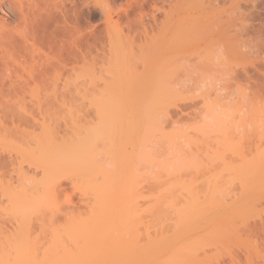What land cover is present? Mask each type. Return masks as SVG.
Returning a JSON list of instances; mask_svg holds the SVG:
<instances>
[{
    "label": "rangeland",
    "instance_id": "1",
    "mask_svg": "<svg viewBox=\"0 0 264 264\" xmlns=\"http://www.w3.org/2000/svg\"><path fill=\"white\" fill-rule=\"evenodd\" d=\"M100 3L103 4L102 2ZM125 3L126 0H115L114 4H111L109 2L110 6L116 8L117 10H120L121 6H125ZM132 4L133 6L128 8L129 20L137 16L138 13V8L134 6L135 4L133 1ZM92 7L93 5L91 6V8ZM78 8H82L81 5L78 6ZM82 10L83 9H81V11ZM83 11L86 12V10ZM145 12L146 17L143 20L147 24L148 28L146 37L144 38L143 36H141L139 39L136 38V41L129 45L123 42L121 44L122 46L118 44L120 40L119 37L124 36L127 32L126 28L123 26L125 24V21H127V18L125 14H123V11L120 10L119 19L116 15L112 16V23H109V26H107L100 13L91 15L89 17L86 16V14H83L79 20V24H81L80 26L83 27L84 24H87L89 29L93 31V35L94 33L95 36H97L98 34L101 35L103 47L100 43L97 42L98 50H92L91 58L87 62H85V64L81 60H79L75 64V74L78 79L76 85V94H74L73 98L67 100L43 99L41 94L45 95L44 92L50 90V92L53 93L52 87L55 84L56 85L53 88L57 89L58 92L65 90V86L63 85L65 77H63L61 80H57L54 85L52 81L50 83V81L48 80L44 82L38 81L37 83L30 82L29 85H26L24 91L20 89L18 92L22 93L21 95H25L24 98L16 96H7L4 98H0V137L6 135V138L12 139L11 141H13V136L16 137L20 134L25 133L23 132L24 128H28L27 130H34L35 128L37 130V126L39 125L36 124L34 118L37 119V121L39 119L41 121L42 116H44L43 120L45 117L49 118H45V120H53L56 124L52 122L51 125L55 124L57 127H60L59 130L64 127L65 122H70L69 114L73 115L75 120L79 119L83 124H87L84 122L88 121V123L93 122L94 125H96V123L98 124L99 122L96 121L98 117V111L100 109L99 113L101 114L103 107H98V109L95 108L96 106H94V101L96 100L97 102L99 99L93 98L100 97L102 91L107 92L105 89L107 85L111 86V88L107 90H111L113 93L122 92V90L123 92H129V94L133 93L132 96L130 95L131 97L127 98L126 102L132 99L131 103L134 102L132 106L136 104V100L140 101L137 102L139 104L142 101L146 103L147 105L145 106L143 105L144 103H141L142 109L140 108V105L137 107L136 104V107L141 109L142 111L144 107H146L144 109L145 111H143L144 115L145 113H147V110L150 115L149 109L151 108V106H153L152 112H154L157 123L152 119L154 117L149 116L146 119L143 116L144 120H138L137 116L139 114V116H142L143 112L141 114L135 111V114H133L134 119H132L130 115H127L129 119L125 118V125L122 123L123 125L121 127H125L127 129L130 126L129 123L127 124V122H129L130 120L132 121L131 124L136 122L135 124H138V128L140 129L141 134L138 132L139 130L137 129V127L135 132H138V136L140 138L139 142L141 144L144 142L141 141V137L144 135L147 136L151 131L150 134L153 133V135L151 136L150 140H145L148 145L144 143L145 149L147 148L146 150L152 152V154L147 153V155L150 154L152 156H156V158L161 161L163 159L170 160V163H172V167L169 166V168L171 167L172 170L173 168L176 169H174L173 171L169 169L170 172L165 171L169 174H164L163 169L159 167V165L158 167H152L151 164V166L149 165V162L148 165L147 163L143 164L141 162L143 164L142 165L136 158L137 155L134 156L135 159L133 157L134 164L137 165L139 170H137V167L136 169H134L133 167L132 168L134 169V172H136V170L140 172V177L136 178L137 180L133 179L130 182L132 186L130 195H127V198L122 201V207L124 208L125 212L128 211L125 215L126 220L128 221L127 223L129 225L127 229L123 230L122 232L128 245H133L134 242L138 241L139 243H141L139 245L143 246L145 243L148 244L147 241L149 238L155 239L159 236L163 237L164 239H167L164 236H169L168 239L170 237L180 239L181 242L175 243L176 241H178L176 239V241L174 242V245H176L172 250L175 251V248L178 247L180 243L181 245H185L187 254L185 253V251L181 252L185 253L187 258L186 256L184 258L172 256L173 251L170 248H172L171 244L173 243V239L171 240L172 243H169L171 247H169L168 245V248L165 245L168 250H164L166 247H161V249L158 250L153 248L152 251H149L150 254L145 252L146 256H144L145 253L142 254V251H140L142 257L136 250V253L138 254L136 255L134 252L133 256H130V253L127 252V254L129 255L128 256L126 254L128 256L127 258L123 253L117 252L118 257L123 256L126 263L122 261V257L121 259H116L114 257L115 260L114 258H110L113 261L111 262L110 260L111 263L109 261H106L107 263L105 264H140L142 260L139 261L138 259L141 258L143 259V262L145 261V264H153L155 261L150 262L148 260V262L146 259L153 258L157 251L160 250L162 252L160 253V255L163 254L162 258L167 257L168 254L166 253L168 251H172L169 255L174 258L171 259V257L169 256V258L167 257V259H169V261H174L175 264H264V230L260 231L261 226H264V183H262L264 179V171L261 172L260 170L263 175L261 173H258L259 178L256 179V173L259 172V170H257V172H253L254 170L252 169L253 171H251V174H254L253 180L251 179V183H248L252 189H248V185L244 186L245 184H242L244 183V181L241 183V179H237L235 176V173L237 175H240V171L242 174L245 171V169H243V162L241 163L242 158L243 160L244 158L245 160H247L248 158H250L249 160H251L254 157V161H252L255 162L256 155H261L262 151H264V88L262 87V83L264 82V0H151L145 5ZM8 14L9 13H7L6 10L0 9V16L4 19L8 18L9 21L10 14ZM152 15L154 16V19ZM116 19H118L119 23L121 24L119 25V27H121V31L119 30V27L113 23L116 21ZM149 25H151V27H148ZM91 41H93V39H91ZM11 53L13 52L11 51ZM32 54L34 53L32 52ZM102 58H104V60H102ZM28 65L29 67H31L30 64ZM28 65H25V67ZM143 65H145L147 72H149V74H152L150 78L153 79H151L150 85L147 86V84H145L146 87L150 89V87L152 86L151 90H154V93L156 92L158 94L157 91H159L162 86H165L164 88L162 87V91H166L168 85L169 87H172V89L173 86H175L176 89H178L179 92H181V94H183L187 98L184 99L182 97L183 99H181V97H177L174 99L173 96V99L171 97L168 98L166 96L169 94H167V90L165 93V96L167 98L161 97V99H156L158 97L157 94L156 96H154V93H151V96L148 95L149 89L147 88L148 90H146L143 80H145L146 83L149 78L147 79V77H145L142 80V83L140 81L139 82L143 84V86H141L144 87V92L145 90L146 92H148L146 93V96H148V98L145 97L143 99L142 97L135 99V97H133L135 93L136 95H139L141 92L143 93L142 87L137 81H134V83L137 82V84L135 83L136 85L133 83L132 85L128 83L130 86H127V89H123V84H125L126 81L123 79L126 76L128 77L129 72L132 73L133 71L137 72L141 70L139 72L144 73L145 71L143 72L142 69L144 68ZM151 69L153 73H150V71H148ZM186 70L190 71L188 72L189 81H186V85H182L183 89H180V81L178 82V85H176L175 83L178 81V79H180V76H187ZM116 71H119L118 73H123L125 75H123L124 77L122 76V74V77L119 75L120 78L123 79L118 80V82L115 83L116 78L114 79L113 75ZM135 72H133V74ZM131 77L132 76H130V78ZM198 79H200V83H198ZM132 80L135 79L133 78ZM149 82L150 79L147 83L149 84ZM182 83L183 82H181V84ZM138 89L140 91L139 93H137ZM0 90L4 91L5 94L7 88L0 85ZM173 90H171V92ZM57 91L56 93H58ZM32 94H40V97L42 98L32 96ZM170 94L173 95L174 91L173 94ZM205 94H207L206 97L204 96L205 98H202V95ZM216 94H219V96L221 95V98L228 97V100H225V105L222 104L223 108H220L219 105V107H216L214 104H212V98ZM143 95H145V93H143ZM162 95H164V93ZM152 96L156 98L154 99V97ZM193 96H196L197 98H195L193 101H189V98ZM122 102H125V100L123 99ZM221 102L219 103L221 104ZM127 106L126 104H124V107L127 108ZM209 107H211L212 109ZM135 108L131 107L132 112L130 111L129 113H133ZM139 109L138 112H141V110L139 111ZM23 111V114H25V116L28 118V121L26 120V122L21 117L19 120V115L21 116ZM16 112H18V117L16 116ZM211 112H216L214 114L215 116ZM209 113L211 114V116ZM217 113H219L220 115H217ZM216 116H219L220 119ZM211 117L213 118V120H210ZM141 119L143 118L141 117ZM208 119L209 123H211V125L213 124V132L210 131L212 126H209ZM75 120H73V122ZM145 120L148 123L150 122V120H153L156 125L158 124L160 126L161 130H159L161 132L157 130L158 128L155 129V126V128L152 129L153 124L152 128L150 129L149 125L151 123H144ZM81 122L79 124H81ZM216 122H218L217 125H221V127L225 131L220 126H215ZM219 122H221L222 124H219ZM116 123H114V129L113 127H110V131L114 134L118 132L115 129V126L117 125ZM70 124L68 126H70ZM141 124H143L144 126H141ZM132 125L131 127L133 129L135 126ZM68 126L65 125V127L67 128ZM91 126H93V124ZM147 127L150 131L149 133L145 134L148 130ZM125 128H122V130L124 129L123 132L126 131ZM214 128L216 130V133ZM219 128L221 129V131L219 130ZM142 129H144L145 131H141ZM127 131L130 132L129 129ZM157 131L158 133H156ZM135 134L136 133H134V135ZM120 135H123V133H119V136ZM117 138L119 139L118 136H116V139ZM225 140L227 141L226 143L229 142V145L225 143ZM132 141H137V137H134V139L130 140L131 143ZM104 142L106 141H102L101 143ZM126 142L123 144L124 148L125 146H127L126 149L128 152L126 151L125 154L129 153V151L134 147H136L137 150L138 148H140V150L141 148H144V146H140L141 144L138 145L137 142L134 143L135 145L131 144L134 145V147H130L131 145L128 146ZM100 145L104 146L103 144ZM106 146H109V144ZM112 147L115 148L114 146ZM108 149H110V151H106L108 152V158H110L109 153L111 152L112 148L109 146ZM11 150L10 152H8L6 148L4 149L2 146H0V164L6 165L3 163L5 161L6 163H9V158H12L13 155H15L13 154L15 152L12 150L13 153H11ZM116 150H112L113 155L118 154ZM100 151L102 150L100 149ZM10 154L12 155L9 157ZM101 154L99 153L97 155H99L100 158L102 157V161L104 160V164L107 165L106 163H109L108 158H106L105 153L102 155ZM263 155L264 153H262L261 157ZM144 157L145 156H143V158ZM153 158L155 160V157ZM126 159L127 158H125V160ZM123 160L121 162V165L124 168L125 165L123 166ZM252 161L250 163V166L254 167L255 165L254 163H252ZM179 162H182L183 166L182 164H180L181 167L180 165L178 166ZM12 163L15 164V162L11 161V164L9 163L10 165L8 164L6 166L2 165L3 167L1 166L0 179H2L3 181L6 179L9 180L10 175L14 179V181L12 180L11 184H14L15 173L13 172L14 170L12 171L13 173L10 171ZM245 163L246 161H244V164ZM112 165L113 167L115 166L113 163ZM238 165H240V167H238ZM129 166L131 167V165ZM229 166L231 168H233L232 166H237L235 167V169L233 168V172L235 173H232L228 170H232L231 168H229ZM263 166L264 165H262V169ZM227 167L228 169H226ZM258 169H260V167ZM126 170L127 169H125L124 171ZM128 171H131L129 173V175L131 176V173L133 172L132 169L127 170V172ZM245 172H247V170ZM11 173L14 176L11 175ZM125 175H121V177ZM153 175L158 178L156 179L154 177V179L152 177ZM132 177L133 175L131 176V178ZM247 177H249V175ZM131 178L129 177V179ZM259 179L261 181V184H259L260 181L257 182V180ZM254 181L257 184H254ZM70 182L69 180H62L61 182V190L59 189L60 194L58 193L59 197H57L58 199L56 198L58 200H56L57 203H59L60 205L58 204L59 211L55 214V216L57 215L56 217L54 216L55 218H52L49 215H47L44 219H40L41 217L39 216L37 218L35 216L33 218H27V215V217H22L17 214V216H14L10 214L12 212H9V214H7V211L5 212V214L0 211V260H2V262L0 261V264H54L55 260H53L52 262H47L45 260V257L43 259L41 258V256L44 255L43 251H49V255L52 256L55 250V248L52 247L54 244H56L57 246V243H55V238V242L53 243V238L51 236L53 233H51V229H53L57 222H59V219L60 222L64 220V217H61L64 216V213L68 211L72 212L71 210H74L76 212L78 210L81 211L85 207L84 202L81 200L82 195H79L80 191L73 190L71 188L72 183ZM245 183L247 184V182ZM212 188L216 189L215 191H213L216 195L214 197L213 192L211 193L210 191L212 190ZM187 189H189V191H187ZM192 190H194V192H197L196 195L200 196V199L198 198V196L196 198V195L192 196L190 194V196H192L191 198L187 195L190 192L192 193ZM167 191L170 194L167 193ZM194 192L192 194H194ZM207 192H210L212 194L210 196H212L214 199H217L218 202H221V204L217 207L216 205L212 207L215 201H212V204L210 199L208 200L207 198L206 199L209 202L206 203L207 200H205V196L207 195L206 197H208V194H210H207ZM204 194L206 195L204 196ZM123 195L125 194L123 193ZM68 198H71V200H68ZM0 200L4 205V199ZM193 200H196V203H198V205L196 206L198 207L203 204L201 205L202 208L200 207V211L198 208V210L194 209L196 210L195 213L201 212L203 215H198L196 213L195 217V213L192 214V211V219H194L195 222L193 220V225H187L188 223L186 225L184 224V226L186 227H192L191 229L189 228L186 231L182 232L181 228L179 229V226L178 228L176 227L175 222H177L176 220L178 219L176 215L178 214H176L175 212H177L176 210L178 208V211L182 209V207L185 208L186 205L183 204H187L188 201L189 203L193 202ZM199 201L201 202L199 203ZM168 203H173L174 205L171 204L170 208V204L168 205ZM206 204H209V206L210 204H212V206H210V208L206 206V208L204 206ZM7 206L8 205L6 203V205L3 207L7 209ZM176 207L178 208L175 209ZM172 208H174L175 210ZM202 209L205 210V212ZM57 217L61 218L55 220ZM105 219L103 222H105ZM180 219H178L179 221L177 225H180ZM111 221L109 222L108 220L109 223H111ZM109 223L107 224V222H105L106 225L104 226H107L108 230L113 229L111 224V228L109 227ZM190 223L192 222L190 221ZM119 226L120 225H116L117 229ZM134 226L136 229L134 228ZM185 229L186 228H183V230ZM93 231L94 230H92L91 233H93ZM99 232L101 231H96L94 236H96V234ZM103 232L104 231L99 234H102L104 236L105 234H103ZM107 232L109 233V231ZM161 232L165 235H163ZM107 240L104 241L106 242ZM117 242H119V239L117 240ZM138 242L135 243V246ZM104 243L102 242L100 244L103 245ZM120 244L122 245V243ZM95 245L97 249L99 245ZM107 248L108 247L100 246L98 250H108ZM115 248L116 246L114 247V250ZM121 248L123 247L121 246ZM52 249L53 253L50 254V251H52ZM84 249L82 252L83 254L85 252ZM96 249L93 250V248L91 247V250L93 251H91L90 248L87 250H90L88 252L91 253L90 255H92V252L96 251ZM181 249L182 248H180V250ZM98 250L96 252L100 254ZM109 250H111L110 247ZM162 250H164V253ZM177 251H175L176 255ZM102 252L103 251H101L103 258L105 254ZM152 252L155 253L153 256L151 255ZM97 253L95 254L97 255ZM87 254L88 253H86L85 255ZM147 254L149 255V257H147ZM34 255H36L38 258H34ZM55 255L53 254V256ZM85 255L83 257L86 259L84 260V258H81V260H79V262L81 261L80 264H84V261L85 263L91 264V262L97 260L94 256L93 260V257L92 259L87 257L89 254L86 257ZM135 255L138 257H136L135 261L133 262ZM150 255L152 257H150ZM32 256L34 260L32 259ZM143 256L147 258L144 259ZM189 256L190 258H188ZM2 257L4 259H9L4 261ZM98 257L99 256H97V258ZM87 258L89 259V262L87 261ZM157 258L159 260H163L162 258H159V256H157ZM157 258L155 257L154 259L156 260ZM90 259L92 260L91 262ZM130 259L132 260V262ZM136 260L139 262L136 263ZM96 262L97 261H95V264ZM166 262L168 261H165V263ZM97 264L99 263L97 262Z\"/></svg>",
    "mask_w": 264,
    "mask_h": 264
},
{
    "label": "bare ground",
    "instance_id": "2",
    "mask_svg": "<svg viewBox=\"0 0 264 264\" xmlns=\"http://www.w3.org/2000/svg\"><path fill=\"white\" fill-rule=\"evenodd\" d=\"M132 1L135 4L134 6H136L138 8V13H137V16H135L133 19L129 20L128 8L133 6ZM150 1L151 0H126V3H125L126 5L120 7V10L123 11V14H125V16L127 18V21H125V24L123 25L126 28L127 32L124 36L119 37L120 40H119L118 44L120 46H122L121 44L123 42L127 43L129 45L131 43H134L136 41V38L139 39L141 36H143L144 38L146 37L147 32H148V28H147V24L144 22L143 19L146 17L145 5ZM100 2H102L103 4H101ZM109 2L111 4H114L115 0H0V9L1 10L4 9L7 11V13L10 14V16H9L10 20L9 21H8V18L4 19L3 17L0 16V85L7 88L5 94H4V91L0 90V98H4L7 96H9V97L10 96H16V97L24 98L25 95H21L22 93H18V92L20 89L24 91L26 85H29L30 82L37 83L38 81L44 82V81L48 80V81H50V83L52 81V83L54 85V83L57 82V80H61L63 77H65L64 81H63V85L65 86L64 91L58 92L57 89H54L53 87H55V85H56L55 84L52 87L53 93H51L50 92L51 90H50V91L44 92L45 95L41 94V96L43 97V99L45 98V99H49V100L50 99L51 100H67V99L73 98L74 94H76V91H77L76 85H77V80H78L77 76L75 74L76 73L75 64L79 60H81L85 64V62H87L91 58L92 50L93 49L98 50L97 42L100 43L101 46L103 45L102 38H101L102 36L99 34L97 36H95V33L93 35V33H92L93 31H91L89 29L87 24L86 25L84 24L83 27H81L80 26L81 24H79V20L83 14H86V16L89 17L91 15H96L97 13H100L101 16L103 17L105 23L107 24V26H109V23L110 24L112 23V16L113 15L118 16V19L120 17L119 16L120 10H117L116 8L111 7ZM80 5L82 8L79 9L78 6H80ZM90 5L91 6L93 5V7L91 8ZM81 9L86 10V12L83 10L81 11ZM152 17L154 19L153 15H152ZM118 19H116L117 22L115 21L113 23L119 27V25H121V24L119 23ZM148 27H151V25H149ZM119 30L121 31V27H119ZM91 39H93V41H91ZM120 46H119V48H120ZM101 49H103V48H101ZM11 51L13 53H11ZM32 52L34 54H32ZM32 55H33V57H32ZM30 57H31V59H30ZM102 60H104V58H102ZM27 63L30 64L31 67H29V65ZM25 65H28V66H26L27 69H26ZM143 66H144V68H142V69H143V72L145 71L144 73L139 72L141 70H139L137 72L133 71L136 74L135 73L133 74V72L132 73L129 72V74H128L129 79L127 76H126L127 79H126V77L124 79L120 78L121 74H122V76L125 74L118 73L119 71L114 72V75H113L114 79L116 78L115 83L118 82V80H122V79L126 80L125 84H123V87H122L123 89L124 88L127 89V86H130L129 84H131V85H132V83L137 84V82L140 84V86L141 85L143 86V84H141L142 80L145 77H147V79L148 78L150 79V82H149V84L147 83L149 81V79L147 80L146 83H145V80H143L144 85L145 84H147V86L150 85L151 79H152V78H150V76L152 74H149V72H147L145 65H143ZM148 71H150V73H153L152 69L148 70ZM186 72H187L186 73L187 76H185V77H187V78L182 77L183 76L182 75L179 77L180 79H178V81L175 83L176 85H178V82L180 81V83H179V85H181L180 86L181 88L179 87L180 89H183L182 87L184 85H186V83L189 81V75H188L189 73L188 72H190V71L186 70ZM84 75H85V72H84ZM86 75H87V72H86ZM130 76H132L135 80H132L133 78L132 77L130 78ZM136 79H138V80H136ZM201 80H203V79H201ZM134 81H137V82L134 83ZM181 82H183V83L181 84ZM200 82H201L200 79H198V83H200ZM145 87H146V85H145ZM151 87H150V89L148 87H146V90L149 89V93L146 92V90L144 92V87H142L143 93H145V95H143V93L141 92L139 95L138 94L136 95V93H135V95L133 97H135V99L136 98H142V97H143V99L145 97L148 98V96H146V93H148V95H150V96L152 95L151 93H154V90H151ZM162 87L164 88L165 86H162ZM162 87L159 91H157L158 94L156 92L154 93V96H156V94L158 95L157 98L152 96V97H154V99L155 98L161 99V97L162 98H167V97L170 98L171 97L172 99H173V97H174V99L177 97H179V98L181 97V99L187 98L186 96L181 94V92H179V90L176 89L175 86H173V89L175 88L173 90L172 87H169V85H168V88L166 86L167 89L165 88L166 91L168 90L167 94L168 93L173 94V91H174V94L173 95L168 94V95H166L167 96L166 97L165 96L166 91H164V90L162 91ZM262 87L264 88V82L262 83ZM110 88H111V86L107 85L105 88L107 92H104V91L101 92L100 91L101 96L97 97V98H93V99H99L100 100V101L98 100L99 102L98 101L96 102V100L95 101L93 100L94 106H96L95 108L98 109V107H103L101 114L99 113L100 109L98 111V114H100V115L97 114L98 117H97L96 121H99V122H98V124L96 123V125H94L93 122L88 123V121L84 122L87 124H83L79 119L75 120L73 115L69 114L70 122L68 121V123L69 124L72 123V124H70V126H68L69 124L67 122H65L64 127L62 128L64 130H62V129L59 130L60 127H57L55 125L56 123L53 120L52 121L49 120L50 121L49 122L48 120H45V118H46L45 117L44 120L48 121V122H45L43 120L44 116H42L41 121H40V119L37 121V119L34 118L36 124L39 125V126H37L38 127L37 130L35 128H34V130H31V129L27 130L28 128L27 129L24 128L23 132H25V133L20 134L16 137L13 136V141H11L12 139L6 138L5 137L6 135H4L3 137H0V146H2L4 149L6 148V150L8 152H10L11 149L15 152V153H13V151L11 150V153H13L15 155H13L12 158L10 157L12 154L9 155V157H10L8 160L9 163L11 164V161H12V162H15V164H16L15 165L12 163L11 169L9 168L11 172L14 170L13 172L15 173L14 174L15 176L12 174L13 172L11 173V175H13L15 178L14 184H11L12 180L14 181V179L10 175H9V177H10L9 180H11V181L6 179L8 181L4 180V181H6V182H4L2 179H0V199H4L3 201L5 203L3 205L2 204L3 202L0 200V207L5 206L6 203L8 205L7 209L5 207H3V209H5V210H3L2 207L0 208V211H2V213H5L8 211L7 214H9V212H12L10 214H12L14 216L16 214L19 216H22V217L28 216L27 218H29V217L33 218L34 216L37 218L39 216V217H41L40 219H44L47 215H49L50 217L53 218L55 216V214L59 211V207H58L59 203H57V201H58L57 197H59L58 193L60 194L59 191L61 190L60 187L62 184L61 183L62 180L63 181L69 180V182L71 181L70 182V183H72L71 188L73 190L80 191L79 195L80 196L82 195L81 200L84 202L85 207L81 211L78 210L76 212L74 210H71L72 212L68 211V212L64 213V216H61V217H64V220L61 222L59 219L61 217H59V218L57 217L55 219V220L59 219L60 223L57 222V224L53 227V229H51V231H52L51 233H53L51 236L53 238L52 239L53 243L56 241L55 243H57L58 247L56 246V244H54L52 247V248H55L54 253H53V249H52V251H50V254L53 253L55 255V253H56L55 256H53V254H52V256L49 255V251L48 252L43 251L44 255L41 256V258L43 259L45 257V260L47 262H50V261L52 262L53 260H55L54 264H77L79 262V260H81V258H84L83 256L86 253H88L89 255L91 254L88 252L91 250V247L93 248V250L96 249L95 244L99 245L97 247L96 251L98 250V248H100V246L101 247H104V246L108 247L107 248L108 250H105V249L100 250L99 249L98 251L100 254H98L96 251H94L95 253H97V255L94 252H92V255H90L91 257L88 254H87L88 256L85 255V257L87 256L88 258L92 259V257L94 256V257H96L95 259H97L95 261H97L99 264H105V263H107L106 261L110 262V260L114 257L116 259H119V258L121 259V257H122L123 258L122 261H124V257L123 256L118 257L117 252L123 253L124 256H126V258H127L129 255L133 256L134 252L137 255L138 253H136V250L139 252V255L141 256L145 252L150 254L149 251H152L153 248L158 250V249H161V247H166V246L168 247V245H169V247H171V245H172V248H170L172 250L173 247H175V245H176V244L174 245V242L176 241L177 238L170 237L168 239L169 236L168 237L164 236L167 239H164L163 237H160V236L156 237L155 239L149 238L147 241L148 244L145 243L147 246L144 244L143 246L141 245L142 247L139 245L141 243H139L138 241H136V242H138L136 246H135L136 242H134L133 245L132 244L128 245L126 243V239H125V236L123 235L122 231L126 230L127 227L129 226L127 223L128 221L126 220V215H125L128 211L126 210L127 212H125L124 208L122 207L123 206L122 201H124V199L127 198V195H130L131 188H132L130 182L133 179L137 180L136 178L140 177V175H139L140 172L137 171V170H139V168L137 167L136 164H134V161H133L135 159L134 156L137 155L136 158L140 161L139 163H141V162L143 164L147 163V165H148V162H149V165L151 164L152 167H154V166L158 167V165H159V167H161L164 171V172L163 171H161V172H163L164 174H169L165 171L170 172L169 169L172 170V168H171L172 163H170L171 161L167 160V159H163L161 161V160L157 159L156 156H152L150 154L147 155V153L152 154V152L146 150L147 148L145 149V146H144L145 145L144 143H146L145 140L146 141L150 140L151 136L153 135V133L150 134L151 131L149 130V128L151 129L152 124H153L152 129H154L156 127L155 129L158 128L157 129L158 131L161 130L160 126L158 124L156 125L157 121L155 119L154 112H152L153 106H151V108H150L151 111L149 109L150 115L148 113V110L146 109L147 113H145V115L146 114L147 115L145 116L143 111H145L144 109L146 107H144V106L147 105L146 103H144L143 101L141 102V103H144L143 104L144 109L142 111L141 110L142 104L137 103L140 101L136 100L137 102H135V103L137 104V107L140 105L141 109L137 108L136 104L132 106V104L134 103V102L131 103L132 99L128 100L129 102L128 101L126 102L127 98L131 97L133 95V93L129 94V92H127V91L123 92V90H122V92H118V93L114 92L113 93L111 90H109V91L107 90ZM122 88H120V89H122ZM55 90L58 93H56ZM171 90H173V91L171 92ZM139 92L140 91L138 89L137 93H139ZM161 92H162V94L164 93V95H162ZM48 93H50V94H48ZM206 95L207 94L202 95V98H205ZM32 96L40 97V94H38V95L32 94ZM216 96H217V98H216ZM220 96H219V94H216L214 96L215 98L213 97L212 98L213 101H211V102L216 107L219 105L220 108H223L222 104L225 105V103H226L225 100L226 99L228 100V97L221 98ZM42 97H40V98H42ZM207 97H209V96H207ZM195 98H197V97L193 96V97L189 98V101H193ZM123 99L125 100V102H122ZM214 101H216V102H214ZM221 101H223V102H221ZM219 102H221V104ZM127 103H129L131 106ZM124 104H126V106L128 105L127 108L124 107ZM134 106L137 108V110ZM131 107L135 108V110L133 109L134 110L133 113H129L132 110ZM149 107H150V105H149ZM209 108H211V107H209ZM97 109H96V111H97ZM138 109H139V111L141 110V112H138ZM135 111L137 113H141V114L143 112L142 116H139L140 114L137 116L138 120H144V117L146 119L149 116V117H154L152 119L156 122L155 123L153 120H150V122L148 123L145 120L144 123H147V124L151 123L149 125V128L147 127L148 132L146 131L145 134L149 133V131H150V133L148 134L149 136L148 135L142 136L143 134L141 135L142 137L140 136L141 141L142 142L144 141L142 144L139 142L140 138L138 136V132L140 133V129L138 128V124H135L136 122L132 123L134 125L131 124V122H132L131 120L129 122H127V124L129 123V125H130L127 129L125 127H121L123 124L125 125L124 121H126V119H129L127 115H130L132 117V119H134L133 114H135L134 113ZM17 113L18 112H16V116L18 117ZM23 113H24V111L22 112L23 116L19 115V120L21 117L26 122V120L28 121V118ZM125 113H127V114H125ZM211 113L214 115L216 112L215 113L211 112ZM263 113H264V109H263ZM218 114L219 113H217V115ZM122 115L124 116V118ZM210 116H211V114H210ZM141 117L143 119H141ZM212 117L210 118V120L211 119L213 120ZM216 117L219 118V116H216ZM71 118H72V122H71ZM98 118H99V120H98ZM46 119H49V118H46ZM219 119H218V121H219ZM73 120H75V121L73 122ZM77 120H79L81 122V124H79L80 122ZM52 122H54L55 124L51 125ZM114 123L117 124L115 126V129L118 131L116 134H114L113 132L110 131V127H113V129H114ZM154 123H155V125H154ZM208 123H209V119H208ZM217 123L218 122H216L215 126L221 127V125H217ZM92 124H93V126H91ZM219 124H222V123L219 122ZM65 125L68 126V128L65 127ZM131 125L135 126V127L132 129ZM206 125H207V123H206ZM212 125H211V123H209V126H212ZM117 126H118V128H117ZM141 126H144V125L141 124ZM33 127H34V125H33ZM136 127L139 130L138 132L137 131L135 132ZM122 128H125L126 131L123 132L124 129L122 130ZM212 128H213V126L211 127L210 131H212ZM128 129L130 130V132L127 131ZM144 129H142L141 131H143ZM209 129H210V127H209ZM116 130H113V131H116ZM214 130H215V128H214ZM219 130L221 131L220 128H219ZM158 131L156 133H158ZM203 131H206V130H203ZM119 133L120 134L123 133V135L119 136ZM134 133H136L135 134L136 136L134 135ZM215 133H216V130H215ZM127 134H128V136H127ZM115 135L118 136L119 139L118 138L116 139ZM132 135H134V136H132ZM10 136H11V134H10ZM127 137H128V139H127ZM134 137H137V141H135V142L132 141V143H131L130 140L134 139ZM100 141L101 142L106 141V142L101 143ZM125 142H126V144H128V146L137 142L138 145L141 144L140 146H142V147L144 146V148H141V150H140V148H138V150H137L136 147H134V145H135L134 144V145H131L130 147L133 146L138 152L133 148L132 150L129 151V153L125 154V152L127 151V149H126L127 146H125V148L123 147L124 146L123 144ZM128 142H130V143H128ZM226 142L227 141L225 140V143ZM100 144H103L104 146H101ZM108 144L112 148V150L113 149L116 150L119 148L118 150H116L118 152V154L113 155V152L111 150V152L109 153V156L111 159L108 158V152L106 151V150L110 151V149H108L109 146H106ZM137 144H136V146H137ZM226 144L229 145V142ZM146 145H148V144L146 143ZM7 146L8 147L11 146V147H9L10 149ZM112 146H114L115 148H113ZM116 146H117V148H116ZM100 149L102 151H100ZM103 149H104V151H103ZM119 150L122 153L124 158L122 157ZM144 150H145V152H144ZM99 153L100 154L105 153L106 158H108V160H109V163H106L107 165L104 164V162H105L104 160L102 161V157L100 158V156L97 155ZM262 153H264V151H262ZM262 153H261V155H262ZM142 155L145 157L143 158ZM258 155H256L255 162H253L254 157L251 160H249L250 158H248V159L246 158L247 160H245V158L243 160V158H242L241 163L243 162V169H245V171L247 170V172L244 171L243 174L241 173V171H240V175H237L235 172H233V168L235 169V167H237V166H232L233 168H231L229 166V168H231L232 170L228 169V167L226 168L229 171H231L232 173H235L236 178L241 179V183L244 181V183H242V184L243 185L245 184L244 186L248 185L247 186L248 189L251 188V186H249L248 183H251V181L253 180V176H254V174L253 175L251 174L252 173L251 171L254 170L253 172H257V170H259V172L256 173V179L259 178L258 173H261L262 171H264V166L262 169V165H264L263 164L264 155L262 157L260 154H258ZM119 156H121V157H119ZM133 157H134V159H133ZM153 157H155V160ZM125 158H127V159L125 160ZM260 158H262V159H260ZM131 159H132V161H131ZM110 160L115 165L114 167H113L112 163L110 162ZM122 160H123V166L124 165L126 166L128 164L126 167L124 166V168L121 165ZM248 160H249V162H248ZM4 161H5V159H4ZM150 161H151V163H150ZM153 161H154V163H153ZM244 161H246L245 164H244ZM251 161H252V163H254V165H255L254 167L250 166ZM3 163L6 165L9 164L8 162L6 163V161ZM152 163L155 165H153ZM180 164H182V166H183L182 162H179L178 166ZM2 165L3 164H0V168ZM6 165H3V166H6ZM129 165H131V167ZM169 166H171V167L169 168ZM128 167H130V168H128ZM132 167L134 169H136V167L138 168L136 170V172H134V169ZM180 167H181V165H180ZM238 167H240V165H238ZM241 167H242V165H241ZM259 167H260V169H258ZM123 169L124 170L125 169H127V170L132 169L133 172L131 173V176L133 175V177L131 178V176L129 175V173L131 171L127 172V170L124 171ZM174 169H176V168H173V170ZM260 170H261V172H260ZM245 174H246V176H245ZM247 174L249 175V177H247L248 176ZM121 175H125L126 179H125V176H122L123 177V179H122ZM251 176H252V178H251ZM129 177L131 179H129ZM152 177L154 178L155 176L153 175ZM254 179H255V177H254ZM260 179L257 180V182L260 181ZM128 180H130V181H128ZM255 181H254V184L256 183ZM245 182H247V184ZM262 183H264V179H263ZM259 184H261V181ZM210 189H208V190H210ZM248 189H246V190H248ZM215 190H216L215 188H212V190H210V191L212 193ZM168 191H167V193H169ZM187 191H189V189H187ZM190 191H191V189H190ZM193 192H194V190H192V193ZM123 193L125 195H123ZM192 193L190 192L187 195L191 198L193 195L195 196L197 194V192H194V194H192ZM208 193H210V192H207V194ZM211 193L208 194V197H206L207 195L204 194V196L206 195L205 200L210 199L212 204H213L212 201H215L213 206H212V204H210V206L214 207L216 205V207H217L218 205L221 204V202H218L217 199L213 198L214 196H216L215 192H213V197L210 196V195H212ZM190 194L192 196H190ZM197 196L198 195H196L195 197L197 198ZM199 197L200 196H198V198ZM68 200H71V198L70 199L68 198ZM208 200L206 201V203L209 202ZM194 201H195V203H194ZM200 202L201 201H199V203ZM169 204H170V208H171V204L174 205L173 203H168V205ZM183 205H186V207L185 208L182 207V209H180L179 211H178V209H179L178 207L175 208V209L178 208L176 210L178 213L174 211L176 214H178V215H176V217L178 219L181 218L180 223H179L181 225V227H180V225H177L178 221H179L178 219L176 220L177 222H175V224H176L177 228H178V226H179V229L181 228L182 232L186 231L189 228L191 229L192 226L186 227V226H184V224L186 225L188 223L187 225H189V224L193 225L195 220L192 219L191 213L193 211L192 214H194L196 211L194 209H197V208L200 211V207L202 208L201 205H203V204H201L200 207H198V206H196V205H198V203H196V200H193V202L189 203V201H188L187 204L185 203ZM204 206L205 207L207 206L210 208L209 204L208 205L206 204ZM61 209H62V207H61ZM172 209H174V208H172ZM203 211L205 212V210H203ZM196 213H195V217H196ZM113 214H114V216H113ZM197 214L203 215L201 212H198ZM111 216H112L113 220H112ZM116 217H117V219H116ZM190 217H191V219H190ZM104 219H105V222H107V224L112 220L114 225L116 224V225H120V226L117 229L116 225L114 227V225L111 221V223H109V225L111 224L113 229L108 230V227L104 226V225H106L105 222H103ZM107 219L109 220V222ZM193 220H194V222H193ZM190 221L192 223H190ZM111 225L109 226L110 228H111ZM260 225H263V224H260ZM134 228H135V226H134ZM183 228H186V229L183 230ZM102 229H104V230H102ZM120 229H121V231H120ZM92 230L95 231V232L93 231L94 234L91 233ZM98 230H100L101 232L104 231L103 234H105V235L104 236L102 234L100 235L99 233H101V232H99L96 234V236H94L96 231L98 232ZM105 230H106V233H105ZM111 230H112V232H111ZM118 230H119V232H118ZM262 230H264V226H261L260 231H262ZM107 231H109V233ZM113 233H114V235H113ZM92 234H93V237H92ZM162 234L165 235L164 233H162ZM112 236H113V238H112ZM118 239H119V242H117ZM104 240H107L108 243H107V241L105 242ZM171 240H173V243L171 242ZM177 240L178 241H176L175 243L181 242L180 239H177ZM102 242L103 243L105 242V243L102 245V244H100ZM170 242L172 243L171 245L169 244ZM112 243H114V244H112ZM120 243H122V245ZM93 245L95 246V248ZM138 245H139V247H138ZM182 245L180 243V245H179L180 247H179L177 244V246L179 247V248L178 247L175 248V251H177L179 249L176 252L177 255L175 254V251L172 250L173 251V252L171 251L173 253L172 256H174V257L177 256L180 258H184L186 256V254H187L186 247H185V245H183V247H182ZM115 246H116V248L114 250ZM121 246L123 248H121ZM109 247L111 250H109ZM125 247H126V249H125ZM167 247L165 249L164 248L163 249L166 250ZM84 248H86V249H84ZM89 248H90V250H87ZM131 248H132V250H131ZM134 248H135V250H134ZM147 248H149V249H147ZM180 248H182V249L180 250ZM83 249L85 251L84 254L82 253ZM138 249H140V250H138ZM93 250H91V251H93ZM145 250H148V251H145ZM164 250H162L163 253H164ZM101 251H103L102 253L105 254L103 258H102ZM140 251H142V254H140ZM154 251H156V250H154ZM181 251L182 252L185 251L186 254L182 253ZM127 252L130 254L128 255ZM132 252H133V254H132ZM158 252H159V254H158ZM171 252L168 251L166 253V254H168L167 255L168 258L170 256L169 254H171ZM152 253H151V255L153 256L155 253H153V254ZM160 253H162L161 250L157 251V253L155 254L156 256L154 255L153 258H151V259L147 258V257H149L148 254L146 257L147 259H146L144 257V256H146V253H145L143 258L146 259L147 261L149 260L150 262L155 261L153 264H155V263L161 264V263H165V261H168L165 264H175L174 261H169V259H167V257L162 258L163 254L160 255ZM179 253H180V255H179ZM81 254H83V255H81ZM110 255H112V256H110ZM136 255H135L133 262L135 261L136 257H138ZM151 255H150V257H152ZM97 256H99V257L97 258ZM157 256H159V258H162L164 261L161 259L159 260L157 258ZM172 256H170L171 259L174 258V257L172 258ZM36 257L37 256L34 255V258H36ZM94 257H93V260H94ZM100 257H101V259H100ZM155 257L157 258L156 260L154 259ZM88 258H87V261L89 262ZM115 258H114V260H115ZM186 258H187V256H186ZM188 258H190V256ZM8 259L9 258H5L4 261L8 260ZM32 259H33V256H32ZM85 259L86 258H84V260ZM91 259H90V262L92 261ZM107 259H109V260H107ZM138 260L139 261L142 260L140 263V264H142L143 259L141 258ZM0 261L2 262V260H0ZM95 261L91 262V264H95ZM112 261L113 260H111V262ZM139 261L136 260V263H138ZM157 261H159V262H157ZM160 261H162V262H160ZM80 262L78 264H80ZM97 262H96V264H97ZM118 262H119V260H118ZM131 262H132V260H131ZM84 264H88V263H85V261H84ZM143 264H145V261L143 262Z\"/></svg>",
    "mask_w": 264,
    "mask_h": 264
}]
</instances>
